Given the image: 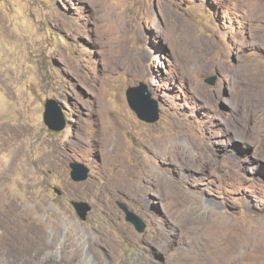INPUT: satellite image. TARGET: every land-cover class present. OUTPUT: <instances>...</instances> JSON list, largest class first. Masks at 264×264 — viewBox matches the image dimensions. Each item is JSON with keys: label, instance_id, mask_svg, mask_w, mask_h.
Wrapping results in <instances>:
<instances>
[{"label": "rangeland", "instance_id": "obj_1", "mask_svg": "<svg viewBox=\"0 0 264 264\" xmlns=\"http://www.w3.org/2000/svg\"><path fill=\"white\" fill-rule=\"evenodd\" d=\"M0 264H264V0H0Z\"/></svg>", "mask_w": 264, "mask_h": 264}, {"label": "water", "instance_id": "obj_2", "mask_svg": "<svg viewBox=\"0 0 264 264\" xmlns=\"http://www.w3.org/2000/svg\"><path fill=\"white\" fill-rule=\"evenodd\" d=\"M218 81V76H211L207 78L206 82L215 86ZM127 100L131 109L137 114L138 118L148 124H156L160 121L161 113L158 102L152 99L150 94H147V88L145 86H133L127 90ZM57 103L53 99H49L46 103V109L44 113V121L47 127L51 131L62 132L66 129V123L59 121L56 117ZM72 172L71 178L75 183L85 182L89 178V171L84 164L74 162L71 164ZM56 194L62 195V191L58 188L55 189ZM72 206L79 215V217L85 221L88 215L92 211L90 203L85 201H73ZM119 208L125 213V219L132 224L139 233H144L147 230V224L144 220L132 211L128 205L119 202Z\"/></svg>", "mask_w": 264, "mask_h": 264}, {"label": "bare ground", "instance_id": "obj_3", "mask_svg": "<svg viewBox=\"0 0 264 264\" xmlns=\"http://www.w3.org/2000/svg\"><path fill=\"white\" fill-rule=\"evenodd\" d=\"M110 127V126H109ZM116 133V132H115ZM105 134H106V143L107 145H109L110 143L114 142L115 139L112 137L114 136V133L110 130L108 131L106 128H105Z\"/></svg>", "mask_w": 264, "mask_h": 264}]
</instances>
